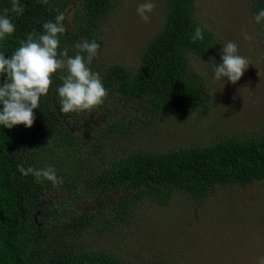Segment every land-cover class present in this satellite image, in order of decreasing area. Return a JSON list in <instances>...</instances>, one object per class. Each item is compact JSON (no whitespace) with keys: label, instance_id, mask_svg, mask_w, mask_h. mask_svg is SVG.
Here are the masks:
<instances>
[{"label":"trees","instance_id":"1","mask_svg":"<svg viewBox=\"0 0 264 264\" xmlns=\"http://www.w3.org/2000/svg\"><path fill=\"white\" fill-rule=\"evenodd\" d=\"M197 1H167L163 24L144 47L134 68L113 64L95 72L107 91L104 102L118 97L122 102H135L148 119L134 116L127 122H113L103 132L104 138L126 136L156 116L185 119L208 107L210 91L190 60L216 58L221 44L197 18ZM18 2L25 9L19 16L10 11L12 0H0V14L9 9L15 24V32L0 41V53L6 58L30 33L43 34V24L55 22L60 13L65 15L67 31L59 36V51L66 48L68 56L74 57L79 52L77 43L87 40L99 44L98 27L114 12L119 0ZM68 4L74 9L70 21ZM247 7L264 48V20L257 23L254 19L264 10V0H248ZM197 27L203 30V40L193 43L191 37ZM66 74V69L52 74L49 94L40 98L31 128L23 124L11 129L0 125V264H140L97 248L95 230L125 223L137 203L147 198L168 205L174 194L181 192L200 207L221 187L264 181V130L248 136L228 135L207 145L166 151L129 149L107 155H103L106 140L94 136L84 154L80 151L82 133L93 131V127L86 129L93 111H60L55 90L62 86L60 76ZM6 80V75H0V86ZM60 142L73 145L63 148ZM47 153H61L64 162L56 175L62 184L54 186L44 178L37 182L33 175L24 176L18 170V165L25 169L47 168ZM83 183L88 194L105 206L104 211L81 213L70 207L74 203L68 200H54L59 190L65 191L69 199L75 197L74 184Z\"/></svg>","mask_w":264,"mask_h":264},{"label":"rangeland","instance_id":"2","mask_svg":"<svg viewBox=\"0 0 264 264\" xmlns=\"http://www.w3.org/2000/svg\"><path fill=\"white\" fill-rule=\"evenodd\" d=\"M167 1L152 0L155 8L145 23L136 11L145 0H119L114 12L98 27L100 47L90 69L96 72L113 64L134 68L144 47L163 24ZM247 1L198 0L196 5L197 18L215 33L220 50L232 41L237 44L238 53L249 60L250 65L236 84L227 78L213 79L214 65L222 63L220 53L210 61L192 57L193 70L204 78L210 91V102L204 111L185 119L156 116L126 136L104 138L103 132L113 122H127L134 116L148 120L135 102H122L118 97L91 109L93 114L86 129H94L82 133L80 151L87 152L94 136L106 140L108 146L103 155H107L129 149L166 151L207 145L228 135L248 136L264 130V48L253 27ZM66 10L70 21L73 5L68 4ZM245 35L251 39L246 40ZM68 145L73 144L60 142L63 148ZM44 159L46 167L55 171L64 162L61 153H47ZM71 165L75 166L73 162ZM74 186L75 197L69 199L65 191L59 190L54 200H68L74 203L70 207L81 213L105 210L88 194L84 183ZM108 218L112 220V215ZM93 240L97 248L140 264H257L258 258L264 256V181L221 187L200 207L181 192L175 193L168 205L144 199L125 223L98 227Z\"/></svg>","mask_w":264,"mask_h":264},{"label":"clouds","instance_id":"3","mask_svg":"<svg viewBox=\"0 0 264 264\" xmlns=\"http://www.w3.org/2000/svg\"><path fill=\"white\" fill-rule=\"evenodd\" d=\"M47 3L48 0H42ZM155 8L152 0H145L137 6V14L142 21L148 23L151 13ZM18 0H12L11 12L17 16L24 12ZM257 23L264 20V10H260L254 17ZM65 15L60 13L55 17V22L48 21L43 24V34L30 33L26 40L20 41L17 48L9 58L0 53V75H6L7 80L0 86V125L11 129L23 124L31 128L36 119L34 110L38 108L42 96L49 94L52 85V74L57 70L66 69L67 74L61 75L62 86L55 92L57 102L62 113L91 110L101 105L107 96L99 73L93 72L91 65L93 58L98 55L99 44L95 41H82L76 44L79 52L74 56H68L65 48L59 51V36L67 29L64 25ZM15 32V24L9 17V9L5 8L0 14V41ZM246 40L251 37L245 35ZM192 42L203 40V30L195 29ZM82 54H86L82 55ZM222 63L214 65L213 79L236 84L250 65L249 60L238 53V46L228 41L220 51ZM18 170L24 176L33 175L37 182L44 178L52 184H62L63 181L56 175L52 167L44 169H25L18 165ZM257 264H264V256L258 258Z\"/></svg>","mask_w":264,"mask_h":264}]
</instances>
